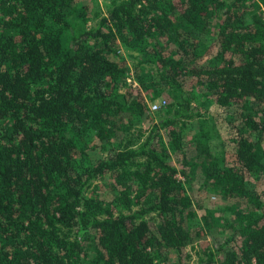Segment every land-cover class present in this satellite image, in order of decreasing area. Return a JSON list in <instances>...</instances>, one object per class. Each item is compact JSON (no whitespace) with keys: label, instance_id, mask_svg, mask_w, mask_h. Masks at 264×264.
<instances>
[{"label":"trees","instance_id":"trees-1","mask_svg":"<svg viewBox=\"0 0 264 264\" xmlns=\"http://www.w3.org/2000/svg\"><path fill=\"white\" fill-rule=\"evenodd\" d=\"M84 1L0 0V264H161L163 248L180 253L202 236L160 130L172 153L197 148L183 177L199 171L229 201L215 220L230 237L198 263L264 264L263 203L248 187L264 177V0H113L102 16ZM203 36L213 56L200 64ZM116 43L136 53L140 85L181 91L191 77L239 111L231 164L202 126L188 137L203 115L187 95L133 139L146 105L120 91L128 67ZM94 150L103 156L91 161ZM102 181L110 201L96 194Z\"/></svg>","mask_w":264,"mask_h":264},{"label":"rangeland","instance_id":"rangeland-1","mask_svg":"<svg viewBox=\"0 0 264 264\" xmlns=\"http://www.w3.org/2000/svg\"><path fill=\"white\" fill-rule=\"evenodd\" d=\"M111 1L113 0H85L84 3L88 5L91 15L94 16L95 12H97L98 15L102 16L106 13ZM230 1L231 0H225V2ZM262 15L264 18V8L262 9ZM89 23L92 24L93 22L90 21ZM202 41L203 44H205L202 46L205 54L197 60L200 64L204 63L205 60H208L211 56H213V53H211L212 51H210V39L206 36H203ZM116 47L120 54L127 57L128 67L127 75L123 80L120 91L123 92L125 90H138L141 93L143 101L146 105L145 114L139 118L134 127L131 128V131L134 134L133 139L136 138L137 141H143L147 136V131L157 120L158 109L152 110L150 107L152 103L158 104L162 101H166L167 103L163 104V106H165L174 100V96L177 93L180 95H187L193 99V103L198 107V110L203 115L201 123L195 121L191 125L187 126V134H189L188 137L194 135V133L197 132L202 126V129H205L207 132L206 144L209 151H211V153L216 157H221V155H223L224 162L228 165L231 164L234 160L233 140L236 135V128L240 124L238 116L239 111L233 107L220 106L208 99L205 89L202 87V85L197 82V79L191 77H186V79L182 80L183 85L182 88H180L181 91L165 84L160 86L159 82L157 81L152 82V85L148 86L146 84H149L150 80L145 76L143 77L145 85H140L139 81L135 77L133 59L127 56L135 55L136 53L120 45V43H116ZM143 68L144 72H147L148 67L143 66ZM157 91L159 94L155 95ZM154 141L161 142V145H163L166 149V151H164L166 156L179 170L178 177L184 182L186 191L198 213V217L194 221L193 226L202 228L203 231H205L202 236L185 246L184 249L180 251V253H177L171 249L163 248L160 252L161 264H199V257L203 254V251L206 250V248L215 246V242H217V244L223 243L227 238L230 237V231H222L221 227L218 225V221L215 220L216 217L225 218L228 215V213H224V209L225 206L228 205L229 201L220 195L217 187L208 183H204V178L201 173H199V171L196 170L194 175H191V178L189 179H185L180 173L181 166L179 165L182 158H194L196 153H198L197 148L194 149L195 147L190 145V147L185 148L186 154L182 152L172 153L169 149L170 145L167 133L164 130H160L159 134L155 136ZM262 145L264 147V137L262 140ZM102 156L103 152L99 150L88 151L87 155L91 161H95ZM182 170H184L186 174L190 175L191 171L189 167L184 169L182 168ZM107 182L108 181L95 182V185H97L96 194L98 193L100 199L110 201L112 200L113 192L108 187ZM248 187L250 190L255 191L259 195L264 208V177L261 176L255 178L254 180L251 179ZM235 205L236 211L240 208H245L243 204L235 203ZM209 213H212L211 215L213 216L210 217V215H208ZM205 218L206 221H210L211 226L207 227L205 224ZM88 245L89 243H87V247Z\"/></svg>","mask_w":264,"mask_h":264},{"label":"built area","instance_id":"built-area-1","mask_svg":"<svg viewBox=\"0 0 264 264\" xmlns=\"http://www.w3.org/2000/svg\"><path fill=\"white\" fill-rule=\"evenodd\" d=\"M164 103H165V101H162V102H160V103H158V104H157V103H152L150 107H151L152 110H157V109H159L161 106H163Z\"/></svg>","mask_w":264,"mask_h":264}]
</instances>
